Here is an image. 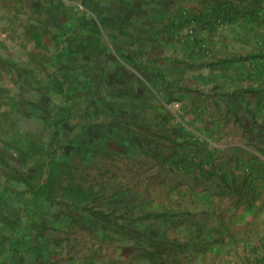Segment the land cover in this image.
<instances>
[{
    "label": "rangeland",
    "instance_id": "374dc122",
    "mask_svg": "<svg viewBox=\"0 0 264 264\" xmlns=\"http://www.w3.org/2000/svg\"><path fill=\"white\" fill-rule=\"evenodd\" d=\"M16 1L0 8V264H264V248L242 246L263 232L231 227L234 214L215 197L219 185L192 177L183 160L180 167L170 162L172 137L159 133L153 147L143 135L144 116L95 110L102 105L95 93L108 97L106 108L122 94L94 83L107 60L83 54L104 49L105 33L113 31L108 24L118 18L99 10L106 0ZM147 1L141 0L142 13H150ZM179 11L193 19L185 7ZM195 20L222 30L227 17ZM110 128L116 136L103 140ZM24 146L29 151L19 150ZM49 159L71 168L64 183L98 193L96 200L72 205L63 196L37 195ZM151 242L158 244L154 255Z\"/></svg>",
    "mask_w": 264,
    "mask_h": 264
},
{
    "label": "crops",
    "instance_id": "0c3cea01",
    "mask_svg": "<svg viewBox=\"0 0 264 264\" xmlns=\"http://www.w3.org/2000/svg\"><path fill=\"white\" fill-rule=\"evenodd\" d=\"M8 1L13 2L0 0V8ZM106 1L99 10L103 17L118 18L108 24L113 31L105 33L104 49L83 54L95 52L103 62L107 60L105 67L96 69L100 75L94 83L105 88L114 85L122 94L112 101L114 106L106 108L108 97L95 93L94 98L102 104L95 110L111 111L129 120L144 116L148 123L143 135L153 147L159 133L172 137L169 152L174 160L170 162L178 166L185 161L184 168L192 177L202 176L206 182L219 185L220 193L215 197L231 210L225 209L229 216L234 214L231 227L263 232L256 239H242V246L264 248V0H146L150 13H142L141 0ZM16 2L20 5L25 0ZM184 7L194 20L195 16L225 14V28L205 29L197 23L194 37L185 35L189 21L178 15ZM158 8L163 14L156 17ZM129 40L132 46L124 47ZM112 41L117 45L113 53ZM112 56L118 57L115 63ZM90 59L97 61L95 55ZM170 99L176 101L168 104ZM160 121L170 125L165 127ZM107 131L101 136L103 140L116 136L113 129ZM142 140L135 142L137 147L141 148ZM26 146L19 150L29 151ZM166 163L163 168L169 171L172 163ZM192 166L196 167L194 175ZM151 170L155 173L159 169ZM153 243L149 244L154 248L150 255L157 253L158 244Z\"/></svg>",
    "mask_w": 264,
    "mask_h": 264
},
{
    "label": "trees",
    "instance_id": "16d2710c",
    "mask_svg": "<svg viewBox=\"0 0 264 264\" xmlns=\"http://www.w3.org/2000/svg\"><path fill=\"white\" fill-rule=\"evenodd\" d=\"M46 163L49 169L47 181L40 183L38 188L35 189L37 195L40 194L49 198L63 196L64 199L68 198V202L72 205L89 203L96 200L98 193H94L83 187H76L72 184L64 183L65 176L72 172L70 167L67 168L66 163L54 159L48 160Z\"/></svg>",
    "mask_w": 264,
    "mask_h": 264
},
{
    "label": "built area",
    "instance_id": "2783aa9c",
    "mask_svg": "<svg viewBox=\"0 0 264 264\" xmlns=\"http://www.w3.org/2000/svg\"><path fill=\"white\" fill-rule=\"evenodd\" d=\"M196 24L197 23H196V21L194 19H192L191 21H189V23L187 24V33H185V35L188 34V36L194 37L195 31H196V27H197ZM175 104H176V106H179L180 105L179 102H177Z\"/></svg>",
    "mask_w": 264,
    "mask_h": 264
}]
</instances>
